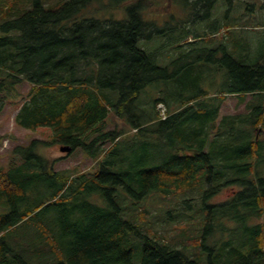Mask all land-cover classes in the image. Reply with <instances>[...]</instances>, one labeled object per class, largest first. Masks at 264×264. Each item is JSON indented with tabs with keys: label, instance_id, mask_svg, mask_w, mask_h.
Segmentation results:
<instances>
[{
	"label": "trees",
	"instance_id": "trees-1",
	"mask_svg": "<svg viewBox=\"0 0 264 264\" xmlns=\"http://www.w3.org/2000/svg\"><path fill=\"white\" fill-rule=\"evenodd\" d=\"M95 1L0 0V112L27 82L15 124L96 161L70 174L41 153L45 139L12 149L0 165V264H264V55L247 65L225 52L223 97L253 95L247 111L221 115L223 100L195 94L143 101L148 85L169 77L139 44L155 33L142 14L152 1L116 0L115 8L130 2L122 18L98 16ZM186 1L209 15L217 0ZM203 70L187 71L196 75L187 84L198 87ZM114 119L127 129L110 127ZM166 196L185 197L170 217L199 204L201 219L183 217L180 246L151 230L140 208Z\"/></svg>",
	"mask_w": 264,
	"mask_h": 264
},
{
	"label": "rangeland",
	"instance_id": "rangeland-1",
	"mask_svg": "<svg viewBox=\"0 0 264 264\" xmlns=\"http://www.w3.org/2000/svg\"><path fill=\"white\" fill-rule=\"evenodd\" d=\"M46 1L55 3L62 0ZM149 1H152L151 6L146 7L142 14L145 20L155 22L156 29L153 36L139 39V44L153 54L158 65L169 66V77L148 85L143 91V93L145 92L143 101L152 99L156 95L173 101L177 95L180 102L195 94L204 101L223 100L220 109L221 115L247 111L245 104L248 101H258L248 93L241 95L244 98L243 101H240L238 94H229L223 97L227 90L225 81L228 71L224 65V56L225 52L229 50L238 61L252 65L261 55H264V0H217L209 15L205 14V10L197 14L196 8L189 7L186 0ZM115 3L116 0H96L92 9L98 8V16H114L116 18L126 16L125 6H128L130 2L117 8L113 7ZM92 9H88V11ZM178 43L181 46H177ZM198 68L200 70L204 68L201 73L204 78L199 77L198 87H193V85L187 84L185 75H192L195 79L196 75L193 72ZM190 70H193L192 74H185ZM18 87L20 95L13 99H7L0 112V165L5 166L8 163L11 151L16 145L27 144L31 139L37 138L49 141L42 146L41 153L50 160H56V169H67L70 174L95 170V159L84 151L76 149L67 154L60 150L59 143L51 142L48 131L44 129L31 131L15 124V113L24 100L29 84L23 82ZM159 107H162L161 114L163 115L165 110L162 105ZM116 122L127 129L122 121H116V119L110 122L109 126L112 127ZM260 134L258 133V137L263 138L264 136ZM262 135H264L263 132ZM257 171L264 175V162L258 165ZM232 190H237V186L221 188L208 198L209 202L218 203L226 200ZM182 198L185 197L150 198L140 204L148 202L146 205L140 206V208L148 210L145 219L146 225L151 230L166 234L168 240L177 242V246H180L181 241L185 240L178 235L179 227L185 223L183 217L186 218V215H189L194 217L193 220L201 219V214L198 215L197 212L199 204L194 201L189 202L186 209H172L171 213L173 214L170 217L168 213L170 206L176 204L174 207H178ZM226 236L224 234L223 238ZM187 238L191 237L187 235ZM192 244V242L188 244L190 250H194Z\"/></svg>",
	"mask_w": 264,
	"mask_h": 264
},
{
	"label": "bare ground",
	"instance_id": "bare-ground-1",
	"mask_svg": "<svg viewBox=\"0 0 264 264\" xmlns=\"http://www.w3.org/2000/svg\"><path fill=\"white\" fill-rule=\"evenodd\" d=\"M47 8V7H46ZM110 51H112V50H110ZM127 51V50H126ZM111 53V52H110ZM120 53V52H119ZM107 57V56H106ZM130 61V60H129ZM103 64V63H102ZM60 69V68H59ZM144 69V68H143ZM143 74V73H142ZM158 76V75H157ZM105 77V76H104ZM143 79V78H142ZM163 79V78H162ZM77 88V87H76ZM79 89V88H78ZM67 90V89H66ZM178 91V90H177ZM245 91V90H244ZM263 93V92H262ZM75 94V93H74ZM201 94V93H200ZM76 95H78V94H76ZM257 95V94H256ZM253 96V95H252ZM77 97V96H76ZM83 97V96H82ZM51 98V97H50ZM84 98V97H83ZM190 98V97H189ZM80 99H81V97H80ZM263 99V98H262ZM46 100V99H45ZM82 100V99H81ZM84 100H85V98H84ZM189 100V99H188ZM264 100V99H263ZM263 102V101H262ZM257 104H259V103H257ZM166 105V104H165ZM193 106V105H192ZM261 107V106H260ZM129 110V109H128ZM201 111V110H200ZM204 111V110H203ZM202 112V111H201ZM260 114V113H259ZM169 116V115H168ZM264 116V115H263ZM260 117V116H259ZM258 119H260V118H258ZM262 121V120H261ZM257 122H259V121H257ZM174 125V124H173ZM194 126V125H193ZM231 130V129H230ZM250 130V129H249ZM150 131V130H149ZM180 131V130H179ZM239 132H240V130H239ZM74 135V134H73ZM230 135V134H229ZM240 139V138H239ZM231 140V139H230ZM247 140V139H246ZM227 143V142H226ZM236 143V142H235ZM225 144V143H224ZM243 147V146H242ZM72 149V148H71ZM226 153V152H225ZM234 153V152H233ZM261 155V154H260ZM167 156V155H166ZM262 156V155H261ZM118 162V161H117ZM219 163V162H218ZM219 165V164H218ZM223 165V164H222ZM225 165V164H224ZM151 168V167H150ZM109 169H110V167H109ZM222 171V170H221ZM196 173V172H195ZM199 173V172H198ZM197 174V173H196ZM32 175V174H31ZM42 176V175H41ZM197 176V175H196ZM75 178V177H74ZM259 178V177H258ZM71 179V178H70ZM197 179H198V177H197ZM216 179V178H215ZM262 179V178H261ZM163 180V179H162ZM232 181V180H231ZM245 181V180H244ZM76 182V181H75ZM197 183V182H196ZM212 183H214V182H212ZM213 186V185H212ZM172 187V186H171ZM181 188H182V186H180ZM71 188V187H70ZM179 188V187H178ZM210 189V188H209ZM30 190V189H29ZM25 191V190H24ZM182 191V190H181ZM262 192V191H261ZM174 193V192H173ZM25 194H26V192H25ZM71 194H73V193H71ZM171 194V193H170ZM262 194V193H261ZM22 195V194H21ZM264 195V194H263ZM27 196V195H26ZM64 196V195H63ZM262 197V196H261ZM264 197H262L261 199H263ZM57 200V199H56ZM75 200V199H74ZM69 202V201H68ZM194 211H196V210H194ZM141 212V211H140ZM207 217V216H206ZM65 220V219H64ZM198 220V219H197ZM203 220V219H202ZM205 220V219H204ZM118 222V221H117ZM123 222V221H122ZM211 223V222H210ZM81 224V223H80ZM53 225V224H52ZM58 225H61V224H58ZM183 226V225H182ZM124 227V226H123ZM175 227V226H174ZM77 228V227H76ZM192 228V227H191ZM40 229H42V228H40ZM119 230V229H118ZM47 231V230H46ZM77 231V230H76ZM122 232V231H121ZM184 232V231H183ZM45 232H43V234H44ZM119 233V232H118ZM253 233V232H252ZM259 234V233H258ZM257 234V235H258ZM47 235V234H46ZM233 235V234H232ZM119 236V235H118ZM259 236V235H258ZM43 237V236H42ZM160 237V236H159ZM256 237V236H255ZM254 237V238H255ZM145 238V237H144ZM229 238V237H228ZM258 238V237H257ZM261 238V237H260ZM259 239V238H258ZM264 240V239H263ZM197 241V240H196ZM49 242V241H48ZM53 242H54V240H53ZM32 243V242H31ZM55 243V242H54ZM152 244V243H151ZM56 245V244H55ZM53 246V245H52ZM204 246V245H203ZM164 248V247H163ZM48 249H50V248H48ZM55 248H53V251H55L54 250ZM197 250V249H196ZM204 250V249H203ZM42 251V250H41ZM44 251V250H43ZM200 251V250H199ZM28 252V251H27ZM38 252H40V251H38ZM37 252V253H38ZM61 252V251H60ZM160 252V251H159ZM201 252V251H200ZM47 253V252H46ZM167 253V252H166ZM159 256V255H158ZM113 258V257H112ZM55 259V258H54ZM62 261V260H61ZM153 262V261H152Z\"/></svg>",
	"mask_w": 264,
	"mask_h": 264
},
{
	"label": "water",
	"instance_id": "water-1",
	"mask_svg": "<svg viewBox=\"0 0 264 264\" xmlns=\"http://www.w3.org/2000/svg\"><path fill=\"white\" fill-rule=\"evenodd\" d=\"M60 150L64 152H70V147L69 146H60Z\"/></svg>",
	"mask_w": 264,
	"mask_h": 264
}]
</instances>
